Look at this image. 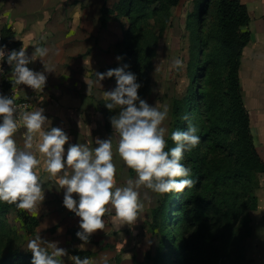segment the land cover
I'll return each mask as SVG.
<instances>
[{
	"label": "rangeland",
	"instance_id": "rangeland-1",
	"mask_svg": "<svg viewBox=\"0 0 264 264\" xmlns=\"http://www.w3.org/2000/svg\"><path fill=\"white\" fill-rule=\"evenodd\" d=\"M42 7L51 16L50 26L73 34L65 42L70 43L65 56L93 60L85 75L92 85L90 105L96 118L93 123L90 116L80 117L79 140L87 134L86 122L96 132L93 138L113 136L110 118L117 113L105 107L103 92L114 90L116 78H105L100 87L94 83L95 73L127 66L125 71L133 72L141 85L138 96L151 106L167 107V141L173 124L187 128L186 114L198 128L201 142L185 154L198 152V165L187 156L182 163L192 169L190 178L196 175L194 187H200L164 197L141 188L144 208L137 220L122 225L112 218L114 212L106 213L104 229L92 234L80 251L79 218L63 206V190L58 192L56 184L44 180L45 198L36 214L20 210L0 219V263L18 259L11 264H31L27 241L39 234L69 256L92 258V264H251V256L261 251L262 230L256 234L251 229L249 209L253 201L257 206L264 173H248L241 164L234 109L226 90L228 52L214 1L179 0L173 6L168 0L152 5L139 0H60ZM176 58L184 63L179 71L172 67ZM105 125L108 136L102 130ZM114 163L118 186L135 177L117 155ZM199 198L209 205L206 212ZM65 264H71L67 257Z\"/></svg>",
	"mask_w": 264,
	"mask_h": 264
},
{
	"label": "clouds",
	"instance_id": "clouds-1",
	"mask_svg": "<svg viewBox=\"0 0 264 264\" xmlns=\"http://www.w3.org/2000/svg\"><path fill=\"white\" fill-rule=\"evenodd\" d=\"M32 47L34 51L29 56L24 45L18 51L0 46V65L6 62L11 67L8 78L14 93L17 88L23 91L21 85L43 93L46 73L53 72L43 62L49 50L39 45ZM37 59L44 64L42 72L28 67ZM126 67L95 73L94 83L100 87L105 78H116L114 90L103 92V96L105 107L117 113L110 118L113 136L97 138L95 147L76 143L69 145L65 153L69 137L61 128L52 127L44 108L35 106L33 110L21 111L27 105H17L15 95L0 94V203L36 214L45 198V177L41 173L46 174L47 180L56 181L58 192L63 190V206L79 218L76 237L82 242L77 246L80 251L85 250L92 234L104 229L106 213L114 212L112 218L122 225H132L137 220L144 208L141 188L164 197L182 193L196 183L190 178L192 169L182 161L184 154L201 142L198 128L189 115H184L187 128L171 132L175 146L168 148L167 107L151 106L141 99L137 76L125 71ZM172 67L181 70L183 60L174 59ZM0 75H4L2 66ZM21 124L25 130L23 147L16 140ZM114 155L125 170L135 173L124 186L117 185ZM26 250L32 254L31 264H65V257L71 264H92V258L69 256L58 243L44 241L39 234L27 241Z\"/></svg>",
	"mask_w": 264,
	"mask_h": 264
},
{
	"label": "crops",
	"instance_id": "crops-1",
	"mask_svg": "<svg viewBox=\"0 0 264 264\" xmlns=\"http://www.w3.org/2000/svg\"><path fill=\"white\" fill-rule=\"evenodd\" d=\"M239 1L244 3L247 9L249 16L247 30L250 34L249 43L241 56L239 85L243 105L250 120L253 147L264 166V0ZM59 2L60 0H0V40L1 31L6 27L14 34L15 40L20 42L19 49L23 45L28 48L29 56L34 51L33 45L43 46L49 50L43 62L52 68L53 72L46 73L47 83L43 93H36L26 85H21L23 91H19L20 96L32 101L31 110L35 106L44 108V114L52 121V127L61 128L68 135L69 141L64 146L66 153L69 145L76 143H87L93 147L92 144H95L97 136L93 138L92 134L96 132H93L89 125L86 126L88 122L84 124L88 129L85 137L81 138L82 141L77 134L80 117L90 116L93 123L96 118L92 113L95 111L90 105L92 85L85 75V71L93 66L91 65L93 60H72L65 56V47L70 46V43L65 44V42H68L73 34L64 33L50 26L51 24L48 23L51 16L49 12L42 10L44 9L42 5L49 6ZM43 62L37 59L28 67L42 72ZM82 69H85L84 72ZM102 130L104 135L108 136L109 133H106L104 126ZM24 131L16 136L20 147H23ZM41 175L47 180L46 174L41 173ZM52 181L50 182L55 185L56 181ZM250 217L251 229L256 234H259V229L262 230L260 233L262 238L259 241L261 251L256 257L251 256V264H264V189L259 190L256 210L251 212Z\"/></svg>",
	"mask_w": 264,
	"mask_h": 264
},
{
	"label": "trees",
	"instance_id": "trees-1",
	"mask_svg": "<svg viewBox=\"0 0 264 264\" xmlns=\"http://www.w3.org/2000/svg\"><path fill=\"white\" fill-rule=\"evenodd\" d=\"M143 4H156L161 3L163 0H139ZM170 5L176 6L179 0H168ZM218 12L220 31L223 36V44L228 52L227 58V76H226V90L229 92V99L231 100V108L234 109V118L236 121V133L239 154L242 159V163L248 173H264V166L261 164L253 147L252 136L250 133V120L249 116L244 108L240 85H239V68L241 64V56L244 48L248 45L250 40V34L247 30L249 24V16L244 3L239 0H213ZM105 24L101 22V27ZM0 44L8 47L11 50H19L20 42L15 40L14 34L8 28H3L1 31ZM11 71V67L9 68ZM106 130H109V126L105 125ZM186 130L182 128V125L175 127L173 124V130ZM171 136V135H170ZM168 146H173V142L170 137L167 141ZM196 148V147H195ZM198 148V146H197ZM196 148V149H197ZM187 153V152H186ZM185 153V154H186ZM184 156L188 157L189 161L194 166L198 165L199 153H190ZM186 161V158L184 159ZM254 170V171H253ZM196 176V175H194ZM194 176L192 178H194ZM248 177V176H247ZM200 187V184L195 186ZM194 187V189H195ZM254 200L251 198V201ZM198 203L200 209L206 212L209 209V205L205 202V199L199 198ZM250 211L256 210V203H250ZM20 211L14 205H8L6 203H0V219L4 218L9 212ZM245 223V222H244ZM160 259V258H159ZM12 261L18 262V259ZM11 261V262H12ZM10 262V264H11ZM0 264H3L1 262Z\"/></svg>",
	"mask_w": 264,
	"mask_h": 264
},
{
	"label": "built area",
	"instance_id": "built-area-1",
	"mask_svg": "<svg viewBox=\"0 0 264 264\" xmlns=\"http://www.w3.org/2000/svg\"><path fill=\"white\" fill-rule=\"evenodd\" d=\"M0 46H2L0 44ZM7 51H11L8 47H6ZM4 70V75H0V94L8 96V97H13L15 95V100L17 105H27L26 108L21 109V111H30L33 107V103L30 99L28 98H23L20 96V91L19 88L15 90V93L13 92V85L11 84L9 80V75L11 73L10 71V66L7 65L6 62H4L2 65ZM24 130L23 125L21 124L20 128L18 129V132L16 136H18L22 131Z\"/></svg>",
	"mask_w": 264,
	"mask_h": 264
}]
</instances>
